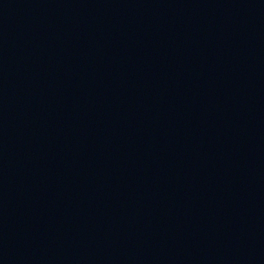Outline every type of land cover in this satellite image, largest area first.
<instances>
[{"label": "water", "instance_id": "obj_1", "mask_svg": "<svg viewBox=\"0 0 264 264\" xmlns=\"http://www.w3.org/2000/svg\"><path fill=\"white\" fill-rule=\"evenodd\" d=\"M6 264H264V0H93Z\"/></svg>", "mask_w": 264, "mask_h": 264}]
</instances>
